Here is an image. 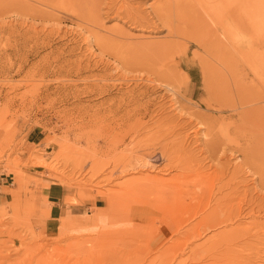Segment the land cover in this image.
Returning a JSON list of instances; mask_svg holds the SVG:
<instances>
[{"label": "rangeland", "instance_id": "374dc122", "mask_svg": "<svg viewBox=\"0 0 264 264\" xmlns=\"http://www.w3.org/2000/svg\"><path fill=\"white\" fill-rule=\"evenodd\" d=\"M71 1L0 3V264H264V0L243 57L160 0ZM53 183L68 210L34 229ZM230 192L233 223L188 236Z\"/></svg>", "mask_w": 264, "mask_h": 264}, {"label": "bare ground", "instance_id": "6f19581e", "mask_svg": "<svg viewBox=\"0 0 264 264\" xmlns=\"http://www.w3.org/2000/svg\"><path fill=\"white\" fill-rule=\"evenodd\" d=\"M8 1L9 0H0V3H5ZM10 1L14 2V0H10ZM60 1L65 3V4L66 3L68 4L71 0H60ZM79 1H81V0H79ZM160 1H161V3L156 6L157 11L159 13L166 14L170 17L171 11L173 10V12H174V18L176 20L175 26L171 20L163 19V21H162V22H164L166 20L164 23H166V25L168 27L169 34L170 33L172 34V32H175L178 34L177 28H178L180 22H183V24H187V26L191 25L190 27L191 28L193 27V29L195 30L196 34L194 35V42L197 45H201L202 47H204V49L215 48V50H220L223 53H225V52L228 53V47L226 44H229L236 49V51L241 55V57H243L244 38H243L242 33L244 32L243 31L244 30V22H245V20H244V18H245L244 7L246 6L245 5L246 0H207V1L206 0H191V1L183 0L182 2H179L178 0H160ZM209 1H212L213 4H215L214 1H216L217 3L215 4V6H213L211 8L210 6H207V4H206V2H209ZM252 1H254V0H252ZM72 3L73 2L71 1V3H69V4L73 5ZM80 3L83 4L84 8L86 7L89 9V10H86L87 12L88 11L91 12V7H92V10H95L94 9L95 0H82L78 4H80ZM179 3H181V4H179ZM255 4H258V3H255ZM261 4H264V3H260V5H257V7L258 6H259V8H260V6L262 7ZM257 7H256V9H257ZM257 10H260V9H257ZM89 16H91L90 13H89ZM258 17H259V15H258ZM208 22H212L214 24L215 28H210V26L208 25ZM262 22H264V21H262ZM262 26H264V25H262ZM173 27H174V30H171ZM200 37H201V39H200ZM223 58H225V57H223ZM237 66H239V65H237ZM234 193L235 192H230V193L224 194L223 197L216 200L215 202H217V203H215V206L213 205L211 207L209 213L206 214L205 218L203 219L204 220L203 223L201 221L198 223V225L195 224V226L189 227V229L185 231L186 234L192 238H195V237L198 238L204 232H206L207 229L216 230L217 228H221L222 226H224L227 222L230 223V221L234 218L233 215H235L236 213L234 214V210H233L235 207L232 208V206H231L232 204L228 205L227 203H229L230 200H232V194H234ZM207 204L209 205V201L207 202ZM208 205L205 209L206 212L210 208L211 204L209 206ZM205 211H203V212H205ZM240 212L241 211L239 209V211L237 213H240ZM186 213H188V214L190 213V215H191V213H193V212H190V210H189ZM202 215H204V214H202ZM242 216H243V214H242ZM234 220H236V219H234ZM231 222L233 223V220ZM234 229H236V228H234ZM234 229L230 230L228 232L225 231V229L224 230L221 229L219 232L212 233L214 235H212L211 238L214 239L213 241L222 240L223 245H226V244H224V242H227L226 249H224V247H222V248L224 250H228L229 252H231L230 250H232V249L228 248L230 246L229 243L231 242L234 244V242H232V241L234 239H237V237H235V235L237 236L238 232H239V230L236 231ZM241 230H243V228ZM239 233H241V232H239ZM233 234H235L234 237H233ZM206 242H208V241H206ZM211 244H213V243H211ZM215 244L218 245L217 242ZM215 244H213V246ZM208 245L210 246V244H208ZM216 245L213 247V249L215 247H217ZM204 247H206V246H204ZM199 248H201V247H199ZM210 248H211V246H210ZM203 249H205V248H203ZM193 250H195V248ZM193 250L191 251V253H194ZM208 250L210 251L211 249H208ZM219 251H220V249H219ZM217 252H215V253L213 252V253L216 255ZM234 252H232V253H234ZM208 253L209 252H207V254ZM226 253H228V252H226ZM211 254L212 253H210L209 256L212 257Z\"/></svg>", "mask_w": 264, "mask_h": 264}, {"label": "crops", "instance_id": "0c3cea01", "mask_svg": "<svg viewBox=\"0 0 264 264\" xmlns=\"http://www.w3.org/2000/svg\"><path fill=\"white\" fill-rule=\"evenodd\" d=\"M7 179L0 176V201L8 194ZM46 192L47 210L46 216H35L31 218V225L34 229L53 232L59 223V219L65 216L68 206L63 202L65 196V189L60 184H50ZM101 198L95 200V207L100 208ZM64 212V213H63Z\"/></svg>", "mask_w": 264, "mask_h": 264}]
</instances>
